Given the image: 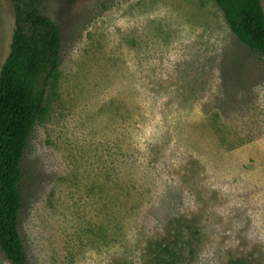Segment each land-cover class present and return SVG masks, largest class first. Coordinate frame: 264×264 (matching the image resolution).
Here are the masks:
<instances>
[{
	"label": "rangeland",
	"instance_id": "obj_1",
	"mask_svg": "<svg viewBox=\"0 0 264 264\" xmlns=\"http://www.w3.org/2000/svg\"><path fill=\"white\" fill-rule=\"evenodd\" d=\"M45 7L63 45L21 165L29 264H264V57L213 0ZM14 29L0 0V70Z\"/></svg>",
	"mask_w": 264,
	"mask_h": 264
},
{
	"label": "trees",
	"instance_id": "obj_2",
	"mask_svg": "<svg viewBox=\"0 0 264 264\" xmlns=\"http://www.w3.org/2000/svg\"><path fill=\"white\" fill-rule=\"evenodd\" d=\"M46 1L12 0L15 29L0 70V249L12 264H29L19 229L21 165L34 126L47 113L48 89L60 77L62 31L46 14ZM213 1L234 34L264 57L262 0Z\"/></svg>",
	"mask_w": 264,
	"mask_h": 264
}]
</instances>
